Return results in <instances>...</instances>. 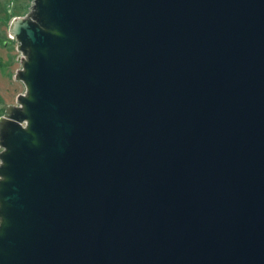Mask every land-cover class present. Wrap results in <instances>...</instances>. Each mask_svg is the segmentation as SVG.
I'll return each instance as SVG.
<instances>
[{"label":"water","instance_id":"95a60500","mask_svg":"<svg viewBox=\"0 0 264 264\" xmlns=\"http://www.w3.org/2000/svg\"><path fill=\"white\" fill-rule=\"evenodd\" d=\"M0 116V264H264V0H32Z\"/></svg>","mask_w":264,"mask_h":264},{"label":"rangeland","instance_id":"374dc122","mask_svg":"<svg viewBox=\"0 0 264 264\" xmlns=\"http://www.w3.org/2000/svg\"><path fill=\"white\" fill-rule=\"evenodd\" d=\"M32 0H0V116L6 106L13 105L23 91V85L14 78L19 68L15 41L8 36L11 18L22 16Z\"/></svg>","mask_w":264,"mask_h":264}]
</instances>
